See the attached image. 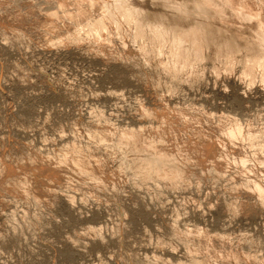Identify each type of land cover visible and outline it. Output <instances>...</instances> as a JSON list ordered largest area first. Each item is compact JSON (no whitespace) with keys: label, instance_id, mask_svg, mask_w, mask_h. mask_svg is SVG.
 I'll return each mask as SVG.
<instances>
[{"label":"rangeland","instance_id":"1","mask_svg":"<svg viewBox=\"0 0 264 264\" xmlns=\"http://www.w3.org/2000/svg\"><path fill=\"white\" fill-rule=\"evenodd\" d=\"M0 1V264H264V195L241 189L250 168L264 184L262 77H245L240 64L234 73L217 76L207 60L199 68L202 75L195 77L193 70L176 80L174 71L153 64L135 41L121 40L113 25L109 35L107 28L103 34H81L62 19L48 28L39 20L56 0H16L18 6L15 0ZM9 10L24 13L23 19L13 22L5 16ZM26 14L32 19H24ZM229 112L251 118L247 143L215 144V158L225 166L234 158L244 160L226 168L225 176L211 171L204 179L171 186L164 177L144 176L133 166L149 157L147 150L134 149L136 140L159 147L158 141L166 139L194 160L190 138L198 116L206 114L213 128L236 123ZM221 135L215 132L212 141L219 143ZM86 148L102 158L99 164L67 173L51 166L42 172L51 186H40L44 179L38 171L45 159L65 166L61 160L69 152L87 157ZM124 158L130 169L122 165ZM24 178L32 192L25 193ZM200 246L208 250L201 249L202 254ZM204 257L207 263L201 262Z\"/></svg>","mask_w":264,"mask_h":264},{"label":"bare ground","instance_id":"2","mask_svg":"<svg viewBox=\"0 0 264 264\" xmlns=\"http://www.w3.org/2000/svg\"><path fill=\"white\" fill-rule=\"evenodd\" d=\"M8 1H6L7 4L10 3ZM36 1H34V2H36ZM13 3L14 4L16 3L15 5H17L18 1L13 2ZM25 3H27V2H25ZM32 4H33V2H32ZM55 4H56V7L54 9L51 8V11L47 10L48 11L47 14L45 13L46 15L43 16L42 19H40L41 21L39 20V22H41L40 24H42L48 28L55 27L57 25L56 24L57 20L62 19V20H65L67 24L72 25V26L74 25V27L77 30L76 32L79 31L81 34H87L90 32L96 33V31H97V33L103 34V30H105V28H107V31H108V28H110L109 25L111 26V28L114 26L113 29H114L116 35L121 36L120 37V39L122 38L121 40H123V41L127 40L128 41L130 39L132 41H135L134 43H137L138 49L140 51H142L143 53L149 52L151 54L150 60L152 61L153 64H155V65L161 64L164 67H166V69H168L169 71H174V73H175L174 78L176 80H179V79L183 80V79H185V77L187 78L186 73L187 72H193V70H194V72L192 74H195V77L202 75L201 71H199V68L202 69V67H204V64L207 60H211L212 72L214 74H216L217 76H221L223 73L224 74L225 73H228V74L234 73L236 68H237V65L240 64L242 66V73L245 77H247V78L251 77L253 79V78H257L259 76V77H262L264 79V0H56ZM18 8H15V10L16 9L19 10ZM34 9H35V7L32 8L33 13H35ZM15 10H14V12L13 11L11 12L9 10L11 13H8L9 11L8 12L6 11L8 14L7 13H5V14H7V15H5L4 13L3 14L5 16H9L10 19L14 18L13 22H14V20H17V19L19 20L21 17L23 19L24 13H21L20 11H15ZM28 14H30V13H28ZM30 15L28 16L26 14L24 16V19H25V17H26V19H32V18H30ZM35 15L36 14H34L33 16H35ZM33 16H31V17H33ZM9 17H8V19H9ZM10 19L7 22H11ZM21 22L23 23L24 21L22 20ZM27 22H28V20H27ZM16 23L17 22L15 21V24ZM22 23H20V24H22ZM25 23H26V21H25ZM24 24H22V26ZM30 24H33V23H30ZM34 25H36V24H34ZM19 27H21V26H18V28ZM11 28H13V27H11ZM38 28H40V27H38ZM94 30H95V32H93ZM101 30H102V32H101ZM47 34H48V32H47ZM109 34L110 33L108 31V35ZM92 35H94V34H92ZM104 35H106V34H104ZM96 36H97V34H96ZM96 36L94 35L95 38H96ZM98 37H101V36L99 35ZM106 38H108V37L106 36ZM103 40H104V38H103ZM126 42H125V44H126ZM194 68H196L198 70L195 71L196 69H194ZM206 72H205V74H206ZM169 73H171V72H169ZM204 76H206V75H204ZM188 78H190V77H188ZM200 79H201V77H200ZM171 82H172V80H171ZM172 83H169V85L170 84L173 85ZM165 85H167V84H165ZM176 85L177 84H174V86H171V87H173L174 89H176L177 87L179 88V86H176ZM190 104H192V103H190ZM191 106H193V105H191ZM191 108H193V107H191ZM230 108L231 107H229V109ZM189 111L191 112L190 109H189ZM183 113H187V112H183ZM191 113H188V115ZM229 113H230V118H233V119L236 118L237 122L235 123L234 122L235 119L234 120L229 119L228 116H225L226 118H224V119L229 120V122H230V120H232L235 124L232 123V121H231V123L233 125H231V124L222 125L221 123L217 125V123H216L217 126H214L213 128L210 126V123H209L210 120L208 118H203V116H205L206 114L202 115L201 116L202 118H199V116L197 118L195 116L197 118L198 125H196V126L192 125V126H194L197 129H194L195 134H193L191 132L193 134L192 138H190V137L187 138V139L190 138V140L193 144V149H192L193 151L192 152L194 153V156L196 157L194 160L188 159L184 154H182L180 151H178L176 148H174L166 139L158 141L160 143L159 147H154L156 142H153V141L144 144L142 140H136V142L134 144L135 145L134 149L135 150H147L149 153V157L146 159L145 162H140V161L134 160L136 162L133 163V166L134 165L137 166L139 168V170L142 172L140 174H143L144 176H147V177L148 176H158V177L162 176V177H164L167 180L168 184H170L171 186H180L183 184V182H185L187 180H192V179H190L192 177H194V178L198 177V178L204 179V178H206L205 177L206 174L211 173V171L214 172V174L217 177H219L220 175L225 176V174H222V173L226 168H232V167L234 168L236 165L238 166V164L242 163L244 160H242L241 158H234L233 162H230V164H227L225 166L224 163H221L220 161L218 162L217 159L215 158V154H216L215 144L216 143L220 144V145H221V143L232 144L233 147H235V145H239V144L243 145L245 141L247 143L248 141L246 139H249V138H248V135L246 137V133L250 129L248 126V124H249L248 121H250V120H248V119L251 118V117L247 118L245 116L243 117V115H241L240 112H239V114H238V112L237 113L236 112H229ZM193 114L195 115V113H193ZM248 116H250V115H248ZM177 117H179V116H177ZM182 117H184V116L182 115ZM185 118H187V117H185ZM188 118H187L188 120L191 119L190 117H188ZM196 118H194V119H196ZM255 118L257 119L258 117H255ZM216 120H215V122H216ZM263 121H262V123H264ZM189 123L191 125V121ZM194 123H195V121H194ZM194 123H192V124H194ZM262 123H261V126H262ZM251 124H252V122H251ZM258 124H256V127H258ZM172 126L174 127L173 124H172ZM189 126H188V128H189ZM253 128H251V129H253ZM163 129L165 130V128H163ZM255 130H256V128H255ZM217 131L222 132V135H221L222 137L220 138L221 141H219V143L218 142L214 143L212 141V137H213V134ZM250 131L252 132L254 130H250ZM188 132H190V131H188ZM248 134H250V133H248ZM187 136H190V135H187ZM257 136H258V134H257ZM253 137H254V135H253ZM254 139H255V137L253 138V140ZM152 140H153V138H152ZM259 142H260V145L262 146L261 148H263L261 152L264 153V151H263L264 150V137L261 140H259ZM250 143H254V142L250 141ZM252 145H254V144H252ZM146 147H148V149H145ZM73 149H74V147H73ZM77 149H79L78 146H77ZM88 149H89V151H88L89 155L88 156H90V157L79 156L78 154H74L72 152H69V154H67L64 157V160H61L62 162H64V164H67L65 166H62L63 164H61V165L52 164L51 160L45 159L44 160L45 162L39 166L38 172L39 173H42L43 171L47 172L46 170L49 169V167L53 166L55 169H57L61 172L67 173V172L72 171L75 167H86V166L95 165V163L99 164V161H101L102 158L96 157L94 155L95 152H93L94 151L93 149L86 148V150H88ZM86 150H85V152L87 154ZM230 151H232V149ZM121 152H124V151H121ZM79 153H81V152L79 151ZM83 154H85V153L83 152ZM59 156H62V155L60 154ZM59 156H58V158H59ZM97 156H99V155H97ZM165 156H167L168 161L164 160ZM121 158H123V157H121ZM53 159H55V157ZM121 160L122 161L124 160L122 165L125 166V164H126V166L124 168L130 169V167L132 166V163H131V166L128 168L127 167L128 164L125 162V158L121 159ZM253 160H254V164H256L255 159H253ZM59 161H60V159H59ZM247 161H248V159L246 160V163H247ZM227 163H228V161H227ZM120 165H121V163H120ZM130 171H132V170H130ZM227 171H228V169H227ZM34 172H36V171H34ZM61 172H59V173H61ZM135 172H137V171H135ZM56 173L58 174V171ZM43 174L45 176V173H42L41 177L44 179V181H41V179H39V178L38 179L41 181L40 186L42 185L41 187L44 188V190L45 189L47 190L51 186V184H49L51 182L48 183V179H46L43 176ZM140 174L138 175V177L141 176ZM245 174H246V176H248L249 179L247 178L248 180L242 184L241 189L253 190V191L259 193V198H260V193L264 195V184L256 181L254 178L255 169L250 168V169L245 171ZM62 176H60V174H59L58 177H62ZM135 176L137 177V175H135ZM140 179H141V177H140ZM24 180L29 185V187L25 186L26 187L25 193L30 192V191L32 192V189L30 188V184H31L30 181H27L25 178H24ZM33 180H35V179H33ZM193 180H196V179H193ZM141 181H142V179H141ZM198 181H199V179H198ZM55 184L58 185L57 183H55ZM53 186H55V185H53ZM233 186H234V184H233ZM34 187L36 188L35 184H34ZM42 188H40V189H42ZM200 188H202V187H200ZM57 189H58V187H57ZM261 201L264 204V196H262V195H261ZM243 209H245V206H243ZM19 225H21V224H19ZM91 231H93V230H91ZM183 232L184 231H182V233ZM194 232H195V230H194ZM200 241H201V239H200ZM231 241H233V240H231ZM202 242L205 243L206 241L205 242L202 241ZM200 243H198V244H200ZM229 244H231V243H229ZM251 244L249 243V248H250ZM241 245H242V243H241ZM198 247H199V245H198ZM198 247H196V249ZM201 247H203V246H200V248H199L200 252H201V249L203 251L208 250V248L206 246L203 247L204 249ZM216 249H218V248L216 247ZM240 249H242V248H240ZM192 250L194 252V249H192ZM243 251H245V250H243ZM190 252L191 251H189V253ZM217 252H218V250H217ZM226 253H228V251ZM226 253H225V255L227 256ZM205 254H208V253H205ZM229 254L233 255V253L232 254L229 253ZM225 255H223V256H225ZM215 256H213V257H215ZM226 256H225V258H226ZM227 257H230L229 258L230 260H231V258H234L231 256H227ZM244 257H243V259H244ZM205 258L206 257H204V259ZM207 258H206V261L205 260L202 261L203 258H201V262L207 263L208 262ZM226 259H228V258H226ZM221 260H222V258H221ZM221 260H219V261H221ZM224 261H225V259H224ZM225 263L227 264V262H225ZM253 263H254V261H253ZM222 264H224V263H222Z\"/></svg>","mask_w":264,"mask_h":264}]
</instances>
